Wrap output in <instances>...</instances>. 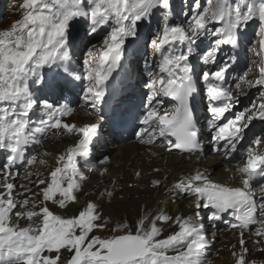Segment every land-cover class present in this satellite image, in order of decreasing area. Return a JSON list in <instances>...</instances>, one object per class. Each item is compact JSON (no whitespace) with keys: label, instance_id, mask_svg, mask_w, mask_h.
Wrapping results in <instances>:
<instances>
[{"label":"snow or ice","instance_id":"1","mask_svg":"<svg viewBox=\"0 0 264 264\" xmlns=\"http://www.w3.org/2000/svg\"><path fill=\"white\" fill-rule=\"evenodd\" d=\"M206 5L201 8L200 0H193L186 26L169 23L168 13L165 14L159 43L153 41L159 57L154 62L160 75L156 78V74L148 73L150 95L146 112L140 120L144 127L135 132L141 144L152 145L162 139L167 143L169 153L198 150L199 132L190 104L197 92V82L189 61L193 46L202 38L212 37V47L204 53L203 63L211 61L216 65L222 46H237L241 28L258 19L259 50L253 47L249 51L264 57V0H206ZM20 7L24 10L21 19L13 22L9 29L0 30V149L6 148L10 152L4 171L0 172L5 180L0 185L4 189L0 191V264H59L63 249L71 254L66 264H204L209 242L202 234L203 225L195 222L198 211L195 216L175 217L161 212L152 218L148 227H145L148 217L144 216L136 222L134 231L126 223L118 224L113 231L121 230L122 234L109 238L94 235L89 238L94 230L105 227L97 223L101 216L97 205L92 202L72 216L54 212L49 203L66 210L77 202L76 193L86 178L79 171L76 157L88 154V145L98 126L85 124L77 127L62 122L61 117L68 115L71 108L67 105L55 107L46 100L39 102L43 118L34 127H30L28 119L30 110L37 104L29 90V80L42 83L40 69L66 59L70 21L85 17L90 23L91 33H95L99 26L109 22L113 24L104 40L105 46L99 52L98 62L84 61L87 72L84 79L89 83L84 88L82 99L94 106L104 94V82L121 60L125 38L136 35L139 22L150 18L153 9L170 10V0H23ZM176 43L187 44V51L176 54L173 49ZM231 66L225 61L215 70L203 72L200 77L209 98V127L217 145L214 151L222 152L225 159L234 158L254 119L264 121V94L258 105L253 103L246 111L226 116L238 102L233 99L231 85L226 83V74ZM257 68L259 75L255 81L247 79L245 72L237 78L235 87L264 89V59ZM161 96L175 100L171 112L158 111L162 103L158 98ZM50 130L76 132L81 134V138L66 153L57 156V166L48 173L47 179H41L37 174L35 184L38 192L26 195L31 192L26 188L25 193L19 194L25 198L17 200L15 184L7 182L10 177L15 179L18 175L11 169L17 161L24 159L26 146L39 144ZM261 144L262 139L257 136L240 153L246 159L237 167L241 174L239 186L213 182L197 170L179 177L168 189L173 197H193L196 209H210V221L220 220L222 214L231 212L234 222L230 227L240 230V251L232 253L234 264H255L246 259L248 249L245 247L244 230L250 225H258L255 242L264 243V186L260 187L259 193L252 187L256 178H264V152L258 150ZM35 163L36 156L27 159V165ZM39 163L45 164L46 161L39 160ZM161 183L159 179L152 181L155 187H160ZM107 194L112 196L111 192ZM17 208L23 210L15 211ZM13 214L17 220L26 219L28 224L23 227L14 225ZM157 221L171 223L176 231L160 238L162 229L157 226ZM53 252L55 255H49Z\"/></svg>","mask_w":264,"mask_h":264},{"label":"bare ground","instance_id":"2","mask_svg":"<svg viewBox=\"0 0 264 264\" xmlns=\"http://www.w3.org/2000/svg\"><path fill=\"white\" fill-rule=\"evenodd\" d=\"M0 13L3 17L2 8H0ZM246 28L247 29L244 31L242 36H239L237 46L231 45V48L235 49V55H237L240 48H248L250 47V45H253V47H259V41L261 39V37L257 35L259 29H256L257 33H255L249 24H247ZM243 39L244 41L249 42V46L246 44V42H242ZM255 41L256 43H258L255 44ZM88 42L89 41H87V43ZM80 51L82 52L83 49L81 48ZM232 96H234V101H244V99L246 98L244 96L241 99L242 96L236 92ZM247 96H249V94H247ZM62 122L74 124L77 127H82L85 124H97L98 126V131L93 136L95 143L92 142L90 144L94 152L91 158L90 165H78L80 173L85 178H87V176L89 175L88 183H84L83 185V181L85 179L81 181V187L83 185V192L86 191V188L88 186H95L97 184L95 182L97 181L104 182L106 180H109V187L112 183L115 184L116 182L117 183L115 185L122 186V189L118 192H115L113 195V198L116 200L120 195L121 198L122 195L125 196L126 194L131 197L132 194L135 192L132 190H128L125 184L130 182L132 183V185L136 186L138 183L144 185V189L137 191L140 198L139 200H137L138 202L136 204L133 203L135 200L131 201V199H128L127 202L129 206L127 207L126 211H124L125 217H123L124 219H120L119 222H126L127 220L137 222L141 217L147 216L148 219L145 221V225H147L148 227L152 223V218L161 212L175 217L177 215L195 216L197 211H203V207L200 209L195 208L193 197L184 198L183 195L173 197V195L168 191V189L171 188L172 184L176 181V179L181 176L189 175L197 170L205 173L208 178L213 182L230 186L240 185L241 174L237 171V167L238 165H240L239 160L233 163L234 159H225L222 152L214 151V148L217 147V145L213 140L212 143L209 141L211 134L209 131L205 130L204 127H202L201 130V137L206 138V140H208L209 138V140L205 141L203 145L199 144L198 150L184 154L176 151H172L171 153H169L166 150L167 145L156 147L153 145L141 144L135 136L130 137L131 139L126 138L125 140H121L117 135H110L108 134L109 130L107 128V122L103 121L102 118L97 117L94 112L88 111L83 105H78L77 107H74L69 113V116L62 119ZM80 138L81 134L76 132L67 133L63 130H61L60 132H55V130H52V132L44 141V144L43 141H41L38 145L39 147H37L33 154H31V157L36 156L38 161L46 159V167H41L40 165H38V168L37 170H35V172L32 169L30 170V168L28 167L25 171H23L21 168L12 167V173L16 174L18 172V175L15 179H12L10 177L7 182L15 184L16 187L14 190V195H16V199L23 200L25 198L24 195H19L21 189L20 191L17 189L18 183H23V191H25L26 188L31 189V192H28L26 195H31V193L38 192L39 188L35 186L37 174L39 175V178L47 179L48 173L54 167L57 166V156L59 154L66 153L69 147L75 146ZM112 140L116 143V152L113 155L112 161L119 162L121 164V167L118 170L117 168L113 170L108 169L107 164L111 162H104L107 159L105 154L106 150H108V146L112 145L110 144L112 143ZM108 141L109 143L107 144ZM103 146H105V148L103 149L104 151L101 149L103 148ZM44 154H47L48 156L45 157L46 155L44 156ZM210 155L211 157H209ZM208 157L209 160L207 159ZM144 159H151L149 161L151 164L149 162V164H146L145 162H143L142 164H137L139 162H142V160L144 161ZM196 159H198V162L196 161ZM101 160L104 163H102V166L99 165L98 167V162ZM129 162L131 163L128 165ZM217 163L225 164V166L228 165L227 167L229 171L227 170L226 173L220 176L217 175L214 169V166ZM145 164L147 166H144ZM154 168H158L159 171L155 172ZM2 171H4V168H0V172ZM137 172L140 173L139 176L136 175ZM28 173H32V175L29 176ZM167 174L169 176H167ZM23 177L26 180H20ZM2 178L4 179L3 176H0V180ZM164 178H167L164 181L167 183L165 185V188L160 191H155V189L151 186L152 181L156 179H159L161 181ZM30 181H33V183H30ZM3 182H5V180H3ZM77 198V202L75 204H70L66 210H60L51 203H49V207L52 208L54 212L64 215H70V213H78V211L86 207L88 202L93 201L92 198H82L80 194H77ZM257 202L259 203V200ZM97 210L99 212L98 206ZM13 224L15 225V223ZM27 224L28 221L24 220V223L22 224L21 221V224L19 223V226L23 227ZM197 224L203 225L202 234L206 237V240L209 242V246L206 249V262L204 264H234V258L232 253L233 251H236L237 253L240 251V230H234L230 226H228L226 231L224 232H220L221 230H218L217 228H215L216 230H214L213 227H211V225H209L206 220L202 219V217L197 222ZM157 226L162 229L160 238H164L171 232L176 231V227L171 223L164 224L157 221ZM257 227L258 226H255L252 229L249 227V229L244 231V239L246 241L245 247L248 249V251L255 250V252L251 251V253H247L246 259L250 262H255V264H264V250H261L264 249V243L258 244L255 242L257 240V237L255 236ZM208 231L210 232V234L207 235ZM216 236L219 239L217 238L216 240ZM214 244L217 252L215 253L217 255L210 259L208 256L212 254L214 250Z\"/></svg>","mask_w":264,"mask_h":264},{"label":"rangeland","instance_id":"3","mask_svg":"<svg viewBox=\"0 0 264 264\" xmlns=\"http://www.w3.org/2000/svg\"><path fill=\"white\" fill-rule=\"evenodd\" d=\"M22 3H23V0H6L4 2V4H2L1 7H2V12H3V17L0 19V30H7V29H9L11 27V25H12L13 22L18 21V20L21 19L22 15H23V11H24L20 7V5ZM255 65H256V62H255ZM249 105H250V103H249ZM44 141H43V144H44ZM121 142H123V141H121ZM128 142H131V141H128ZM43 144H42V146H43ZM110 144H112L113 146L112 145L111 146H108V150H106V153H105L107 159L104 162H108V161L111 162V163H108L107 164L108 165V169H112L113 170V169H116L117 168V170H118V169H120L121 164L119 162H113L112 161L113 160V155L116 152V149H115V144L116 143L112 140V143H110ZM153 146L160 147L161 145H159V144H153ZM44 156L47 157L48 155L47 154H44ZM209 157H211V155ZM209 157L207 158L208 160H209ZM42 160L46 161V163L45 164H40L39 161L37 160V163H35L33 165H30L28 168H30V170L31 169L34 170V172H35V170H37V168H38V165H40L41 167L42 166L46 167L47 160L46 159H42ZM150 160L151 159H144V161L142 160V162H139L137 164H142L143 162H145L147 164ZM196 161L198 162V159H196ZM104 162H102V160L99 161L98 162V167H99V165L102 166V163H104ZM130 163L131 162H129L128 165ZM233 163H235V161ZM146 164L144 166H147ZM227 166L228 165L225 166V164L217 163L214 166V169H215L217 175L220 176V175L226 173L227 170H228V167ZM154 169H158V168H154ZM155 172H158V171H155ZM167 176H169V175L167 174ZM88 178H89V175L83 181V185H84V183H88L89 182L88 181ZM166 179L164 178L163 180H161L162 183H161V186L160 187H155L152 184H151V186L155 189V191L156 190L157 191H160V190H162V189L165 188V185L167 183L164 182V181ZM3 180H4L3 178L0 180V185H2L4 183ZM20 180H26V179L23 177ZM30 183H33V181H30ZM95 183H97L95 186H88L86 188V191H84V192L82 191V188H83V185H82L81 190L76 193V195L77 194H80V196L82 198L88 197V198H92L93 199L92 202L99 207V214L101 216V219H99L97 221V223L98 224H104L105 225V227L102 228V229H96V230H94L89 235V238L91 236H93V235L94 236H98L100 238H109V237H111L113 235L122 234L121 230L113 231V229H116V226L118 224H125L126 223V224H128L130 226L131 230L134 231L135 230V225H136V222L135 221H131V220H127L126 222H119V221H120V219H124L123 217H125L124 211H126L127 207L129 206V204L127 202L128 199H131V201L132 200H135L133 203L136 204L138 202L137 200H139V198H140V196L138 195L137 191H140V190L144 189V185H142L141 183H138L137 186H136V185H132V183H130V182L127 183V184H125V186H126V188L128 190L135 191L136 193L134 192L131 197H129V195H127V194L125 196L122 195V198L123 199L121 198V195H120L118 197V199H116L117 200L116 201L113 198L114 197L113 195H114L115 192L120 191L122 189V186L115 185L117 183L116 182L115 184L112 183L110 185V187H109V180H106L104 182L97 181ZM103 183H105V184H103ZM129 185H131V187H129ZM35 186H37V185L35 184ZM151 186H149V187H151ZM22 187H23V183L22 182H20V183L17 184V189L19 191L21 189V191L19 192V194L21 192L22 193H25V191L22 190L23 189ZM17 189H16V191H17ZM0 191H3L2 187H0ZM108 192H111L112 193V196H108V194H107ZM188 197L189 196H184V198H188ZM77 200H78V198H77ZM18 209H19V211H22L23 210V209L17 208L15 211H18ZM29 209H31V205H29ZM36 210H38V209H36ZM57 214H60V213H57ZM75 214H77V213H73V214L70 213V215L69 214H67V215L60 214V215H63V216H72V215H75ZM24 220H26V219L17 220V218L15 217L14 214L12 216V223H15V224H18L19 225V223L21 224V221H22V224H23L24 223ZM164 224H167V223H164ZM145 227H147V225H145ZM224 231H226V230H221L220 232H224ZM208 234H210V232H208ZM217 238L218 237L216 236V240H217ZM251 251L252 252H255V250L254 251L253 250H250L247 253H249V252L251 253ZM215 252H216V248H215V244H214V250H213L212 254H210L208 257L210 259L213 258V257H215V255H217L216 254L217 252L216 253ZM49 255H55V253L54 252L53 253H49ZM70 255L71 254H70V252L68 250H66V249L61 250L59 264H66V261L70 258Z\"/></svg>","mask_w":264,"mask_h":264}]
</instances>
